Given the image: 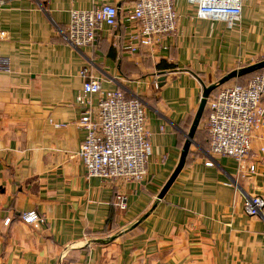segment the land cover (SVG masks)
Masks as SVG:
<instances>
[{"label": "crops", "instance_id": "0c3cea01", "mask_svg": "<svg viewBox=\"0 0 264 264\" xmlns=\"http://www.w3.org/2000/svg\"><path fill=\"white\" fill-rule=\"evenodd\" d=\"M135 2L4 0L0 264H264V210L250 217L243 208L246 196L264 198V122L247 158L255 174H238L228 157L206 167L209 145L198 127L183 169L158 198L178 164L202 86L264 60V0H243L232 29L197 19L194 6L176 0V33L130 53L124 15ZM104 3L118 10L116 28L102 26L94 46L68 44L70 11ZM89 76L144 104L150 156L141 184L86 177L77 96ZM117 192L126 197L124 211L114 206ZM30 211L44 223L21 222Z\"/></svg>", "mask_w": 264, "mask_h": 264}, {"label": "built area", "instance_id": "2783aa9c", "mask_svg": "<svg viewBox=\"0 0 264 264\" xmlns=\"http://www.w3.org/2000/svg\"><path fill=\"white\" fill-rule=\"evenodd\" d=\"M185 1L195 7L199 20L222 23L227 29L240 23L243 0ZM175 2L136 0L124 15L130 24L126 46L128 52L133 53L137 46H155L164 37L176 33L179 16ZM3 5L4 0H0V8ZM117 24L118 10L114 5L104 3L90 10H72L63 38L75 48L91 47L102 26L112 30ZM0 71H8L6 59H0ZM93 96L98 97L96 103L92 101ZM77 103L84 107L77 126L85 131L78 156L86 177L143 183L150 156V132L142 101L137 97H128L122 90H105L99 80L89 76L77 96ZM263 104L264 73L253 75L244 85L224 84L215 95L209 96L206 104L208 113L202 120L209 145L206 167H212L216 158L228 157L236 161L238 174L256 173V165L247 164V158L254 133L264 122ZM54 126L64 127L58 124ZM261 153L264 155V148ZM114 206L120 211L126 209L124 194H115ZM243 208L250 217L261 216L264 198L246 196ZM19 219L27 225L43 224L45 221L34 211L22 213ZM9 223L10 219L4 220V225Z\"/></svg>", "mask_w": 264, "mask_h": 264}, {"label": "water", "instance_id": "95a60500", "mask_svg": "<svg viewBox=\"0 0 264 264\" xmlns=\"http://www.w3.org/2000/svg\"><path fill=\"white\" fill-rule=\"evenodd\" d=\"M262 69H264V60L257 62L253 65H250V66H247L244 68H240L238 70H233V71L227 73L226 75H224L216 83H214L210 86H204V85L202 86V95H201V99L199 102V106H198L197 111L194 115L192 124L189 128V131L186 135L185 142H184V145H183L181 153H180L178 164H177L174 172L170 176L169 180L166 182L165 186L162 188V191L158 197L159 199H161L164 196V194L166 193L168 188L171 186V184L174 182V180L176 179V177L178 176V174L180 173V171L184 167L188 151L190 149V146L193 143V138H194L195 132L199 127V124H200V121L202 119V116H203V113H204V110H205V107L207 104V100H208L210 94L215 89H217L218 87H221L224 84H226L232 80H235V79L240 78L244 75H248V74H251V73L256 72L258 70H262Z\"/></svg>", "mask_w": 264, "mask_h": 264}, {"label": "rangeland", "instance_id": "374dc122", "mask_svg": "<svg viewBox=\"0 0 264 264\" xmlns=\"http://www.w3.org/2000/svg\"><path fill=\"white\" fill-rule=\"evenodd\" d=\"M246 81H247L246 78L245 79H237V80H232V81H230V82H228L226 84H231V83L244 84V83H246ZM202 120H203V116H202V119H201L200 124H199V132H198V134L201 135V138H205V140H208V135H207V133L205 131V128H204ZM202 140H204V139H202Z\"/></svg>", "mask_w": 264, "mask_h": 264}, {"label": "trees", "instance_id": "16d2710c", "mask_svg": "<svg viewBox=\"0 0 264 264\" xmlns=\"http://www.w3.org/2000/svg\"><path fill=\"white\" fill-rule=\"evenodd\" d=\"M244 68V67H243ZM259 73H264V69H262V70H258V71H256V72H253V73H251V74H248V75H244V76H242V77H240V78H237V79H247V81H248V79L250 78V77H252L253 75H255V74H259ZM237 79H235V80H237ZM246 81V82H247ZM244 84H246V83H244ZM244 84H240V85H244ZM219 88L220 87H218L217 89H215L211 94H210V96H213V95H215L216 93H217V91L219 90ZM207 113H208V111H207V108L205 107V110H204V113H203V119L205 118V116L207 115ZM114 201V200H113Z\"/></svg>", "mask_w": 264, "mask_h": 264}]
</instances>
